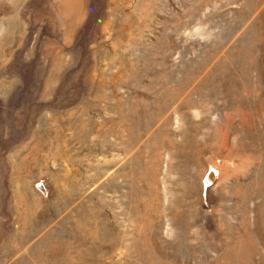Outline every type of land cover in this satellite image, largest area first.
<instances>
[{
	"label": "rangeland",
	"instance_id": "1",
	"mask_svg": "<svg viewBox=\"0 0 264 264\" xmlns=\"http://www.w3.org/2000/svg\"><path fill=\"white\" fill-rule=\"evenodd\" d=\"M0 264H264V0H0Z\"/></svg>",
	"mask_w": 264,
	"mask_h": 264
},
{
	"label": "bare ground",
	"instance_id": "2",
	"mask_svg": "<svg viewBox=\"0 0 264 264\" xmlns=\"http://www.w3.org/2000/svg\"><path fill=\"white\" fill-rule=\"evenodd\" d=\"M212 174H213V172L209 173L208 177H210V178H209V181H208V177H207V181H208V182H213V180L215 179V177H214L215 174H214V175H212ZM211 175H212V176H211ZM212 185H213V183H212Z\"/></svg>",
	"mask_w": 264,
	"mask_h": 264
}]
</instances>
